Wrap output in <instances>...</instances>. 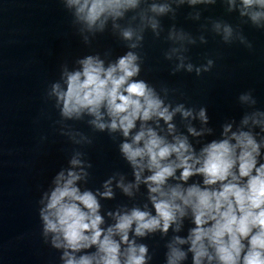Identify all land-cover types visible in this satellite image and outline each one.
Instances as JSON below:
<instances>
[{
	"label": "clouds",
	"instance_id": "obj_1",
	"mask_svg": "<svg viewBox=\"0 0 264 264\" xmlns=\"http://www.w3.org/2000/svg\"><path fill=\"white\" fill-rule=\"evenodd\" d=\"M139 2L68 0V5L75 7L77 19L88 30H103L109 17L113 20L122 18L126 11L137 8ZM200 2L211 0H189L190 4ZM242 5L244 11L241 15H245L254 6L264 9V0H242ZM150 10L162 15L170 9L166 4H152ZM262 17L264 12L250 13L254 23ZM149 22L153 29L157 27L158 22L154 19ZM224 32L227 40L232 30L225 27ZM133 35L131 28L122 30L126 40H131ZM136 46L130 45L132 48ZM137 60L138 56L129 51L105 67L103 60L87 56L79 61L81 70L65 73L66 90L54 84L52 93L57 103L62 104L63 117L79 118L87 112L95 117L91 123L100 130L119 129L127 138L136 127V122L141 121L140 130L132 136L131 142L122 143L120 150L135 170L137 185L145 169L151 173L143 183L148 186L156 215L138 208L132 209L130 214L117 213L116 223L105 232L100 227L104 221L99 214L96 195L91 191L82 192L77 187V181L86 173L70 169L67 174L64 171L58 173L55 187L41 210L45 235L53 234L54 247L71 250L64 252V264H145L147 248L129 241L128 233L132 225L135 223L137 236H144L146 232H154L158 228L167 232L170 225L177 222L178 217H184L186 209H190L195 227L190 230L187 241L177 237L176 242L183 244L190 241L189 250L194 253V264H202L205 258L209 262L215 259L218 264H264V164L257 166L259 145L256 140L249 132H233L231 137L207 144L197 156L186 137L174 136L173 142H168L152 128L145 127L147 121L158 118L168 123L169 132H172L174 125L169 122L174 114L181 112L184 117H189L192 112L185 111L183 106L169 111L143 80H133L140 72ZM191 70L192 65H188V71ZM105 114L110 123L103 122ZM258 115L264 114L246 117L243 123L247 124L249 119L255 124L261 123L256 119ZM199 118L207 122L204 109L200 110ZM230 130L231 125L226 126L225 134ZM188 131L199 135L192 128ZM70 163L73 168L81 165L77 158ZM177 170H181L179 179L184 182L193 175L203 176L204 187L193 184L183 188L176 184L165 188L168 179L174 178ZM109 184L110 181L105 183L106 191L101 194L105 198L112 196ZM119 186L129 195L134 187L122 183ZM117 235L119 242L114 239ZM121 243L128 245L123 251ZM93 245L97 247L93 255H82L77 259L72 254ZM185 255L171 247L168 264H177Z\"/></svg>",
	"mask_w": 264,
	"mask_h": 264
}]
</instances>
